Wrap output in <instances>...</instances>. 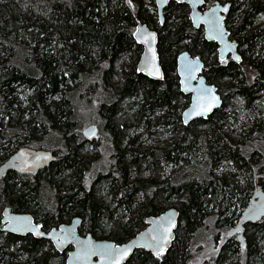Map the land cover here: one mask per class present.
<instances>
[{
    "label": "trees",
    "instance_id": "obj_1",
    "mask_svg": "<svg viewBox=\"0 0 264 264\" xmlns=\"http://www.w3.org/2000/svg\"><path fill=\"white\" fill-rule=\"evenodd\" d=\"M230 1L226 22L241 63L220 60L185 3L171 1L160 23L154 3L135 13L129 0H0V165L22 146L56 154L36 173L0 178V226L10 206L45 229L81 216L80 231L123 242L174 206L172 247L158 255L137 249L125 264H197L190 249L198 229L211 215L231 224L252 190L264 188V0ZM138 21L159 32L164 81L137 70ZM184 49L225 90L219 108L188 124L181 112L190 96L176 70ZM94 113L112 160L89 182L95 138L80 122ZM228 238L199 264H264V218L246 225L244 244ZM66 256L46 238L0 230V264H66Z\"/></svg>",
    "mask_w": 264,
    "mask_h": 264
},
{
    "label": "water",
    "instance_id": "obj_2",
    "mask_svg": "<svg viewBox=\"0 0 264 264\" xmlns=\"http://www.w3.org/2000/svg\"><path fill=\"white\" fill-rule=\"evenodd\" d=\"M171 1L190 5V17L194 26L203 25L206 39L217 42L220 60H226L231 56L237 63L242 62L238 43L230 37L225 21L224 13L229 11L230 3L218 2L203 10L207 0H156L162 22L165 9ZM133 36L143 47L137 70L154 80L164 81L165 70L159 52L158 31L146 22L139 21ZM205 65L200 55H192L188 50L178 53L176 70L180 89L191 96L190 104L182 112L184 124L208 117L223 103L221 92L204 74ZM197 112L201 114L197 115ZM97 130L96 124H90L83 130V134L88 139H93L96 138ZM55 159L56 154L52 150L22 146L1 163L0 178L9 170L36 173ZM263 218L264 188L257 187L238 221L230 226L227 235L237 236L244 244L246 225ZM179 220L180 211L177 207H169L160 213L149 215L146 219L147 225L128 240L116 242L110 238H98L91 232H81V216H75L69 222H62L45 229L43 223L36 220L32 213L13 211L10 206H5L2 210L0 230L19 235L31 233L37 238L52 241L57 251L67 252L66 264H125L137 249H145L153 255L168 251L176 238Z\"/></svg>",
    "mask_w": 264,
    "mask_h": 264
},
{
    "label": "rangeland",
    "instance_id": "obj_3",
    "mask_svg": "<svg viewBox=\"0 0 264 264\" xmlns=\"http://www.w3.org/2000/svg\"><path fill=\"white\" fill-rule=\"evenodd\" d=\"M134 6V12H137L138 4H142L144 8L148 10V12H152L153 9V3L156 2V0H129V2ZM158 18V17H157ZM264 19V18H263ZM231 59V58H230ZM126 60L129 61V59L126 58ZM248 64H243V66H247ZM119 67V65L117 66ZM137 67V66H136ZM250 69V68H248ZM220 91V90H219ZM222 92H225L224 89H221ZM220 91V92H221ZM264 109V108H263ZM245 113V112H243ZM242 119V115L240 117ZM242 120H248L247 118H244ZM100 119L96 114L91 116H85L81 115V122H80V130L83 133V130L90 124H96L99 125ZM97 135L95 138V144H91L90 146H94L92 150V158L95 159L94 165L91 166V168L88 170V181L91 182V178L94 177L97 172L101 169H104V171L108 170L110 166V161L112 160V140L108 137L107 133L105 131H102L98 128ZM51 142V141H50ZM52 143V142H51ZM258 181V178H257ZM253 193V190L252 192ZM251 195V194H250ZM249 202V200H248ZM243 207L238 206L236 209V212L234 214V217L232 218V223L229 225H221L217 221L219 218L215 216V218L211 215L210 219H207V223L198 229L196 232V235L193 240L192 248L190 249L192 252V261L193 263H201L204 261H207L211 256L218 253L219 248L224 242L229 241V236L227 235V232L231 225L235 224L241 213H242ZM230 213V212H229ZM229 213L223 214L220 218H224L226 215H229ZM85 233L84 231H81ZM96 236V235H95ZM98 238H108V235H105L103 237L96 236ZM234 237V236H233Z\"/></svg>",
    "mask_w": 264,
    "mask_h": 264
},
{
    "label": "flooded vegetation",
    "instance_id": "obj_4",
    "mask_svg": "<svg viewBox=\"0 0 264 264\" xmlns=\"http://www.w3.org/2000/svg\"><path fill=\"white\" fill-rule=\"evenodd\" d=\"M175 2H177V1H175ZM222 3V4H226V3H230V9H229V11L228 12H226V13H224L225 14V21H227V16H228V14H229V12H230V10H231V4H232V2L230 1V0H214L213 2H211V1H209V0H207V2L205 3V5H204V7L202 8L203 10H205V9H207V8H209V7H211V6H213L214 4H216V3ZM178 3H180V2H178ZM185 4H187V3H185ZM154 5H155V8L157 9L156 10V14H157V17H158V20L160 21V23H162V21H161V19H160V16H159V14H158V8H157V4H156V2L154 3ZM188 6H189V8H190V12H191V7H190V5L189 4H187ZM165 14V13H164ZM189 17H190V13H189ZM190 19H191V17H190ZM139 22V21H138ZM191 22H192V19H191ZM192 24H193V22H192ZM226 25H227V27H228V23L226 22ZM193 26H194V24H193ZM195 27V26H194ZM200 27H203V25H201ZM196 28H199V27H196ZM153 29H155V28H153ZM228 29H229V27H228ZM156 31H158L157 29H155ZM159 33V32H158ZM205 35V34H204ZM229 35H230V29H229ZM230 37L233 39V40H235L231 35H230ZM206 38V37H205ZM236 41V40H235ZM216 42V41H215ZM237 42V41H236ZM217 43V42H216ZM238 43V42H237ZM238 49H239V46H238ZM184 50H186V49H184ZM182 51V50H181ZM190 52V51H189ZM239 52H240V49H239ZM191 53V52H190ZM217 53H218V50H217ZM192 54V53H191ZM240 54H241V52H240ZM192 55H194V54H192ZM219 56V55H218ZM241 56H242V54H241ZM232 59V57L231 56H229L226 60H231ZM204 60V59H203ZM226 60H222V61H226ZM233 60V59H232ZM242 60H243V57H242ZM236 62V61H235ZM185 94V93H184ZM187 95V94H186ZM188 96H190V95H188ZM190 99H191V96H190ZM190 104V103H189ZM188 104V105H189ZM187 105V106H188ZM186 106V107H187ZM185 107V108H186ZM184 108V109H185ZM183 109V110H184ZM183 110H182V112H183ZM182 112H181V115H182ZM183 120V119H182ZM147 223V222H146ZM234 238H236L237 239V236H234ZM52 242V241H51Z\"/></svg>",
    "mask_w": 264,
    "mask_h": 264
},
{
    "label": "snow or ice",
    "instance_id": "obj_5",
    "mask_svg": "<svg viewBox=\"0 0 264 264\" xmlns=\"http://www.w3.org/2000/svg\"><path fill=\"white\" fill-rule=\"evenodd\" d=\"M226 10V9H225ZM208 110H210V109H208ZM197 115H200L201 113L200 112H197L196 113ZM125 252H127V249H125ZM159 254V253H158Z\"/></svg>",
    "mask_w": 264,
    "mask_h": 264
},
{
    "label": "bare ground",
    "instance_id": "obj_6",
    "mask_svg": "<svg viewBox=\"0 0 264 264\" xmlns=\"http://www.w3.org/2000/svg\"><path fill=\"white\" fill-rule=\"evenodd\" d=\"M97 132H98V131H97ZM247 205H248V204H247ZM247 205H246V206H247ZM246 206H245V207H246ZM245 207H244V209H245ZM244 209H243V210H244ZM243 210H242V212H243Z\"/></svg>",
    "mask_w": 264,
    "mask_h": 264
}]
</instances>
